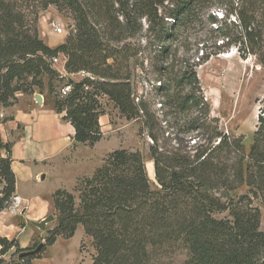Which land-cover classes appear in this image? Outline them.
Listing matches in <instances>:
<instances>
[{
	"label": "trees",
	"instance_id": "obj_1",
	"mask_svg": "<svg viewBox=\"0 0 264 264\" xmlns=\"http://www.w3.org/2000/svg\"><path fill=\"white\" fill-rule=\"evenodd\" d=\"M52 5L75 21L54 47L39 30L40 13ZM205 10L208 20H196ZM198 24H207V32L191 43L184 34ZM232 46L264 67V0H0V105L16 103L18 91L34 94L35 86L44 94V78L53 92L55 80L66 81L71 91H57L54 108L73 125L75 145L102 140L105 97L127 119L140 121V134L152 141L158 189L140 150L110 152L90 175L77 177L73 191L52 193L57 225L45 246L82 226L96 250L91 264H174L178 252L185 256L181 264H264L255 205L264 204V114L247 147L244 134L222 130L211 115L197 73ZM147 50L156 52L154 73L161 79L138 95L133 69ZM61 54L66 74L54 67ZM80 71L90 75L70 77ZM16 181L12 143L0 134V212L14 204ZM0 245L1 256L38 244L21 248L18 239L0 236Z\"/></svg>",
	"mask_w": 264,
	"mask_h": 264
},
{
	"label": "rangeland",
	"instance_id": "obj_2",
	"mask_svg": "<svg viewBox=\"0 0 264 264\" xmlns=\"http://www.w3.org/2000/svg\"><path fill=\"white\" fill-rule=\"evenodd\" d=\"M209 13V10H205L203 16L196 20H208ZM215 13L219 18L222 16L220 9H217ZM143 20L145 29L142 35H146L147 22L145 18ZM74 23L75 21L71 17L59 12L52 5L40 13V35L47 43L55 42L58 28L63 34L66 32L67 37L69 29L74 26ZM207 26V24L192 26L185 32L184 37H188L191 43H197L200 38L205 37ZM141 41L143 45H146L145 36L141 38ZM191 47L193 48L192 53L198 46L196 44L191 45ZM154 54L156 52L147 50L137 57L139 65L133 69L132 80L138 95H147L151 88L159 84V79H161L159 75L154 73ZM61 55L54 61V67L58 70L62 64L63 57ZM224 55L230 56L225 58ZM200 56H202V52L198 53V57ZM198 57L195 56L194 60L198 61ZM197 73L203 92L210 103L211 115L218 119L222 130L235 135L244 134L247 147H249L258 124V116L260 113L264 114V67L253 56L247 59L241 57L236 47L232 46L225 52L212 56L206 63L199 65ZM44 82L43 93L49 100L51 97L54 98L57 91H61L66 86V81L55 80L53 92L50 90L48 78H44ZM34 89L40 93L37 86ZM101 101L105 108V113L101 118L104 133L102 140L94 146L81 145L79 148L75 147L63 164L48 167V172H43L46 175L45 179L27 187L29 192L27 197L33 199L32 203L36 206L50 203L48 215L54 214L56 220L48 223L46 230H41L36 226V235L26 248L34 247L42 241L45 242L48 231L57 225L58 211L54 209L52 204V192L58 188L73 191L76 184L73 177L76 174L90 175L95 168L104 162L107 155L116 149L140 150L144 155L151 186L153 189L159 188L154 172V162L149 150L152 141L146 134H140V121L127 119L114 102L106 97ZM156 107L159 108V105ZM1 187L0 184V189ZM36 196L41 197L40 200L36 199ZM255 205L261 210V229L264 230V204L258 199L255 200ZM21 248L24 247L21 246ZM14 251L15 249H12L0 256L4 259L5 264L17 262L19 254H14ZM95 253L92 238L85 234L82 226H79L73 237L58 236L53 245L44 246L37 253L38 257L35 260L37 264H91ZM184 258L182 252L176 253L173 258L174 264H181ZM33 260L31 264H33Z\"/></svg>",
	"mask_w": 264,
	"mask_h": 264
},
{
	"label": "crops",
	"instance_id": "obj_3",
	"mask_svg": "<svg viewBox=\"0 0 264 264\" xmlns=\"http://www.w3.org/2000/svg\"><path fill=\"white\" fill-rule=\"evenodd\" d=\"M56 35L55 42H48L53 47L65 40L66 32H56ZM61 56L63 58L59 71L66 73V57L63 54ZM71 77L75 80L80 78L79 74H72ZM35 93L18 91L16 103L10 106L0 105V117L4 120L0 123V134L5 142L12 143V169L17 180L14 204L0 212V236L16 238L24 248L30 245L36 235L37 227L33 222L45 218L51 206L50 203L40 206L33 204V199L27 197V187L43 180L42 176L45 179L43 172H48V167L63 164L69 158L71 150L83 145L75 146V129L63 119V114L55 110L54 99L51 97L49 100L46 94H42L44 102L38 104ZM5 153L3 150L2 155L5 156ZM79 176L80 173L73 179L76 180ZM40 198L36 196V199ZM33 264H37L35 259Z\"/></svg>",
	"mask_w": 264,
	"mask_h": 264
},
{
	"label": "water",
	"instance_id": "obj_4",
	"mask_svg": "<svg viewBox=\"0 0 264 264\" xmlns=\"http://www.w3.org/2000/svg\"><path fill=\"white\" fill-rule=\"evenodd\" d=\"M35 100L38 102V104H43L44 98L41 93H35ZM45 176H42L44 179ZM56 220V216L54 214H49L45 218H43L40 221H34V225L37 226L41 230H46L48 223ZM45 246V242L42 241L40 242L35 248L33 249H28L19 254V259H22V257L27 256V255H35L39 253L43 247Z\"/></svg>",
	"mask_w": 264,
	"mask_h": 264
},
{
	"label": "built area",
	"instance_id": "obj_5",
	"mask_svg": "<svg viewBox=\"0 0 264 264\" xmlns=\"http://www.w3.org/2000/svg\"><path fill=\"white\" fill-rule=\"evenodd\" d=\"M58 31H61V29H59L58 28ZM57 31V32H58ZM57 58H55V60H56ZM73 74H79V80L80 79H82L83 77H85V76H88V75H90V73H88V72H86V71H80V72H77V73H73ZM72 75V74H71ZM70 75V76H71ZM74 79V78H73ZM62 91V95H66L68 92H70L71 91V85H66V86H64L63 87V89L61 90Z\"/></svg>",
	"mask_w": 264,
	"mask_h": 264
},
{
	"label": "bare ground",
	"instance_id": "obj_6",
	"mask_svg": "<svg viewBox=\"0 0 264 264\" xmlns=\"http://www.w3.org/2000/svg\"><path fill=\"white\" fill-rule=\"evenodd\" d=\"M230 56V55H229ZM228 55H224L225 58L229 57Z\"/></svg>",
	"mask_w": 264,
	"mask_h": 264
}]
</instances>
